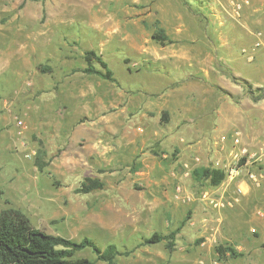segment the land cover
I'll list each match as a JSON object with an SVG mask.
<instances>
[{
    "label": "rangeland",
    "instance_id": "rangeland-1",
    "mask_svg": "<svg viewBox=\"0 0 264 264\" xmlns=\"http://www.w3.org/2000/svg\"><path fill=\"white\" fill-rule=\"evenodd\" d=\"M262 5L0 0V211L20 208L48 233L130 250L115 264H264V99L225 73L264 85ZM156 20L172 43L153 38ZM86 50L116 82L85 72ZM199 166L223 168L226 179L198 181ZM86 177L106 185L77 192ZM172 230L173 250L141 244ZM220 244L242 255L224 258ZM78 256L108 264L91 249Z\"/></svg>",
    "mask_w": 264,
    "mask_h": 264
},
{
    "label": "trees",
    "instance_id": "trees-1",
    "mask_svg": "<svg viewBox=\"0 0 264 264\" xmlns=\"http://www.w3.org/2000/svg\"><path fill=\"white\" fill-rule=\"evenodd\" d=\"M155 24L157 31L153 34V38L163 45L172 43V38L166 33L160 22L156 20ZM85 54L88 61L85 72L96 74L113 82L117 81L113 70L101 55L97 54L95 50H86ZM95 62L99 63L101 68L95 66ZM225 73L234 82L241 84L254 101L258 102L264 99V85L254 86L252 81L235 75L231 70H226ZM219 89L235 100L239 99L228 90L221 87ZM164 113L167 114V111ZM46 153V149L41 146L36 154L35 163L41 171L45 170L48 165L45 159ZM133 167L134 171L139 170L142 167V162ZM192 174L196 180L207 181L213 186H219L227 176L223 168L214 166L196 167ZM105 185V181L99 177H86L76 191L90 193L103 189ZM177 233L178 230H172L170 233L155 231L151 236L145 237L141 244H155L166 240L167 247L173 250ZM85 249H91L97 259L108 264H115L120 255L130 251L121 250L115 243H109L102 247L89 236L77 241L60 234L48 233L34 226L29 216L20 208L12 206L0 211V264H93V260L78 256V252ZM217 252L224 258H237L242 255L233 246L224 244L217 246Z\"/></svg>",
    "mask_w": 264,
    "mask_h": 264
},
{
    "label": "built area",
    "instance_id": "built-area-1",
    "mask_svg": "<svg viewBox=\"0 0 264 264\" xmlns=\"http://www.w3.org/2000/svg\"><path fill=\"white\" fill-rule=\"evenodd\" d=\"M227 1H229V2H231L233 4H235V5H237L238 6L237 8H241L243 6V4L249 2V0H227ZM257 44L260 45L261 43L258 42ZM236 141L239 142V136L236 137ZM242 153L244 154V156H247V157L249 155H251V154H249V150H247V148H243L242 149ZM254 155L255 156L257 155V158H260L261 157V153H255ZM251 177H253L255 179L257 178V176H256L255 173H251Z\"/></svg>",
    "mask_w": 264,
    "mask_h": 264
},
{
    "label": "crops",
    "instance_id": "crops-1",
    "mask_svg": "<svg viewBox=\"0 0 264 264\" xmlns=\"http://www.w3.org/2000/svg\"><path fill=\"white\" fill-rule=\"evenodd\" d=\"M261 9H263V10H264V0H263V5L261 6ZM250 67H251V66H250ZM240 70H242V69H240ZM240 70H239V71H240ZM243 71H244V70H242V71H240V72H242V73H243ZM244 78H246V77H244ZM246 79L250 80L249 78H246Z\"/></svg>",
    "mask_w": 264,
    "mask_h": 264
}]
</instances>
